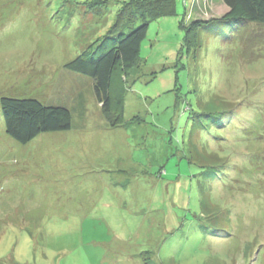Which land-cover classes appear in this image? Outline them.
I'll list each match as a JSON object with an SVG mask.
<instances>
[{"label": "rangeland", "instance_id": "obj_1", "mask_svg": "<svg viewBox=\"0 0 264 264\" xmlns=\"http://www.w3.org/2000/svg\"><path fill=\"white\" fill-rule=\"evenodd\" d=\"M130 1L0 0V98L73 117L24 144L0 106V264H264V24L202 23L193 43L223 0L148 17L112 127L65 65L111 47Z\"/></svg>", "mask_w": 264, "mask_h": 264}, {"label": "trees", "instance_id": "obj_2", "mask_svg": "<svg viewBox=\"0 0 264 264\" xmlns=\"http://www.w3.org/2000/svg\"><path fill=\"white\" fill-rule=\"evenodd\" d=\"M223 2L229 8L223 16L214 17L208 22L194 20L186 26L190 41L194 43L197 27L202 23L232 22L242 27L253 23L264 24V0H223ZM175 7L176 0L124 2L111 30V33L118 38L113 40V45L100 52L81 53L65 65L68 70L87 75L94 80L97 100L110 126H121L125 122L126 82L133 68H138L141 45L149 29L148 17L171 14L175 11ZM138 15L142 18V24L124 34L122 31L124 25L131 23ZM0 106L6 132L24 144L41 133L72 129L73 117L67 107L45 105L35 98L8 96L0 98Z\"/></svg>", "mask_w": 264, "mask_h": 264}, {"label": "crops", "instance_id": "obj_3", "mask_svg": "<svg viewBox=\"0 0 264 264\" xmlns=\"http://www.w3.org/2000/svg\"><path fill=\"white\" fill-rule=\"evenodd\" d=\"M126 96H127V94H126Z\"/></svg>", "mask_w": 264, "mask_h": 264}]
</instances>
